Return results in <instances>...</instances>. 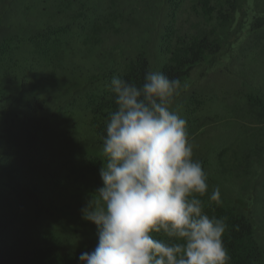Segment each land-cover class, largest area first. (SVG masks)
I'll return each mask as SVG.
<instances>
[{
    "label": "trees",
    "instance_id": "16d2710c",
    "mask_svg": "<svg viewBox=\"0 0 264 264\" xmlns=\"http://www.w3.org/2000/svg\"><path fill=\"white\" fill-rule=\"evenodd\" d=\"M17 1L0 0V264H81L94 250L97 226L81 209L102 186L103 138L117 107L109 85L114 76L142 84L157 59L181 82L173 104L189 115L192 144L196 130L233 113L221 148L208 157L193 149L208 177L200 199L209 216L227 218L229 264H264V91L231 99L195 83L238 43L264 55V0H44V24L24 16L21 26L7 22L5 6ZM76 39L82 46L68 51ZM79 53L92 55L98 73L72 77L65 58ZM49 65L45 79L57 91L24 94L28 76L32 83ZM216 187L219 205L209 199Z\"/></svg>",
    "mask_w": 264,
    "mask_h": 264
},
{
    "label": "clouds",
    "instance_id": "9594fccd",
    "mask_svg": "<svg viewBox=\"0 0 264 264\" xmlns=\"http://www.w3.org/2000/svg\"><path fill=\"white\" fill-rule=\"evenodd\" d=\"M109 87L117 107L103 138L102 186L81 209L98 244L81 264H229L227 218L204 211L208 177L172 108L180 80L149 71L140 85L114 76ZM209 199L222 203L219 187Z\"/></svg>",
    "mask_w": 264,
    "mask_h": 264
},
{
    "label": "rangeland",
    "instance_id": "374dc122",
    "mask_svg": "<svg viewBox=\"0 0 264 264\" xmlns=\"http://www.w3.org/2000/svg\"><path fill=\"white\" fill-rule=\"evenodd\" d=\"M43 1L44 0H18L17 4L14 6L9 2L5 6L6 10H10V16L7 22L21 26L26 20L24 16H27L30 23L35 25L44 24L48 9H46L47 3ZM24 5H28V9L25 12L21 11ZM71 30H76V28L72 27L70 31ZM69 42L70 43L65 46L68 51H70L71 48L74 50L82 46L77 39L73 41L69 40ZM237 46L240 48L239 51L233 50L228 52L211 65L206 63L204 68L207 74L201 76L198 80H196V75H198L199 71L194 68V70H196L192 71L194 72L192 74V80H196L195 83L197 85H205L204 91L221 92V95L223 94L222 96L230 97L231 99L233 96H239L249 92L255 93V91H264V55H261L260 52L258 55L254 53V56L253 53L252 56L246 55L250 51L255 52V44L249 47V45L244 42L242 45L238 43ZM237 46L236 49L238 50ZM65 59L68 72L75 79L80 78V76L88 77L96 72L98 73L95 67L98 66L99 63L95 62V59L90 54L83 56L79 53ZM18 60L21 61V54ZM150 62L151 71H159L160 61L158 62L157 59L156 61L151 60ZM52 69V65L37 68L35 73L38 72V74L32 83L28 76L23 85L24 94H30L33 91L41 97L52 91H57L55 87L56 84L50 83L45 79V76L50 73ZM238 71L244 75L242 81L237 78L239 77V74H236ZM190 77L191 75L184 81L188 82ZM186 90L187 88H185V91ZM187 91H194V88H190ZM172 108L184 119L189 116L186 111L183 110V106H178L177 108V102L172 105ZM214 112L215 111H213V114ZM234 124L235 118L231 111L218 114V118H216L215 121L207 123L193 134L194 151L201 152L207 155V157L211 156V152L222 147L223 139L221 137L227 138L232 130L230 127Z\"/></svg>",
    "mask_w": 264,
    "mask_h": 264
}]
</instances>
